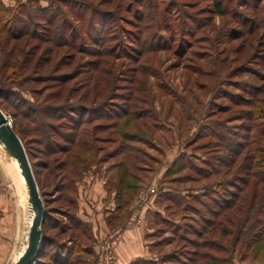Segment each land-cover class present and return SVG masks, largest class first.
<instances>
[{
    "label": "rangeland",
    "instance_id": "obj_1",
    "mask_svg": "<svg viewBox=\"0 0 264 264\" xmlns=\"http://www.w3.org/2000/svg\"><path fill=\"white\" fill-rule=\"evenodd\" d=\"M222 2L223 15L213 0H13L9 6L0 0L34 14L20 17V25L39 35L0 38V83L15 62L24 79L32 78L20 82V96L3 94L10 101L0 98V108L13 129L17 124L44 207L59 221L56 229L46 225V232L85 239L79 232L60 233L61 225L71 223L60 211L69 207L61 197L76 195L77 180L71 173L63 181L72 169L62 171L61 163L69 159L83 171L85 160L92 163L86 175L98 174L106 188L116 183V200L125 189L138 210L156 197L147 214V240L159 264H187L197 252L208 257H197L195 264L264 263V229L258 228L264 186L256 178L244 184L249 162L251 172L264 175V168H254L264 165V0ZM50 15L62 30L65 24L64 41L56 40L64 48L50 42L58 36L49 33L57 29L46 21ZM51 76H66L67 82ZM20 100L39 108L83 104L102 110L87 115L94 122L78 131L70 154H49L34 135L35 124L23 117L27 110L19 108ZM126 111L128 116L117 118ZM56 115L49 121L67 132L66 112ZM229 141L234 148L228 150ZM123 146L133 147L137 158L130 161ZM10 158L0 146V190L7 198L0 218L11 211L10 200L18 199L27 205L29 229L28 196L18 178L5 173ZM63 182L66 188L56 193ZM94 259L85 256L79 264ZM42 264H51L49 258Z\"/></svg>",
    "mask_w": 264,
    "mask_h": 264
},
{
    "label": "trees",
    "instance_id": "obj_2",
    "mask_svg": "<svg viewBox=\"0 0 264 264\" xmlns=\"http://www.w3.org/2000/svg\"><path fill=\"white\" fill-rule=\"evenodd\" d=\"M214 6L216 7V12L220 15L224 14V6H223V2L222 0H213ZM52 7H55V3L51 2ZM31 11L32 9H34V7H30ZM54 9V8H53ZM39 12H48L49 10H38ZM59 16L61 17V12L58 13ZM26 17V18H33L34 19V14H27L24 11H21L19 8H9V7H5L4 5L0 4V38L1 37H5V39L7 38H11L14 40H19L22 38H32L34 36H39L37 34V32L34 31H30L27 30L25 28V26L22 24L20 25L21 21H20V17ZM47 22L52 23L53 25H55L57 27V29L54 31H49V33H51L52 37L57 36V38H54V41L50 42L55 46V48H64V46H66L65 44H61L59 42H57L56 40H58V38L63 37L62 41H64L65 36L63 35V31L65 30V24L63 23L62 28L59 26L60 24L57 23L56 19H54V17L52 15L47 16L46 18ZM61 29V31H60ZM53 40V39H52ZM0 45H1V39H0ZM76 49V48H75ZM6 77L4 78L3 82L0 83V98L5 99L7 102L10 101L9 95H12L14 98L20 96V93L17 92L16 88L20 86V82L22 83L23 80L25 81H31L32 78L30 76L25 77L24 79V74H23V67L21 66V64H19L18 62L12 63L9 67V69L6 70L5 72ZM67 76V75H66ZM53 77L51 76L50 79L52 78H57L58 83H63V82H67V77ZM39 80H43L42 78H40ZM19 83V84H18ZM9 94V95H5L6 97H3V94ZM11 103L12 104H17L16 101H14V99H11ZM11 104V105H12ZM27 103L23 104L22 100L18 101V106L20 108L23 107L27 110L26 113H22L23 117H25L26 119H29L31 122H33L35 124V134L36 136L39 137V139L41 140V142L45 143V148H46V152L51 154H55V153H63V154H70L72 151V148H74L75 144L77 143L78 137H79V132L81 130V128L84 125L87 124H91L93 121V118L90 116L87 117L88 114H94L95 112L102 110L100 106L98 107H88L86 105L83 104H78V105H71V104H66V105H60L57 107H44V108H39V107H32L31 105L26 106ZM13 106V105H12ZM18 106L14 107L13 109H15L17 111V113L19 114V109ZM1 109V108H0ZM24 109V110H25ZM3 111V110H2ZM22 112V111H21ZM64 112H66V117L68 119V122L66 124V128H67V132L64 131L62 129V131L60 130L59 133V128H57L54 123L51 121H49V119L53 118L52 115L58 114L56 115V119H59L61 116L60 114H64ZM127 113H124L120 116H117L118 119L122 118V117H126L129 115L128 111H126ZM21 114V113H20ZM109 116H112V114H108ZM141 116L137 117V120L141 119ZM16 127L17 124L15 123L14 126V130L16 132ZM101 128V127H100ZM51 132H53L54 135L51 134ZM17 133V132H16ZM54 137H58L60 140L64 141V143H61L60 141H55L54 144L51 141V138ZM230 142V141H229ZM124 147V149H123ZM121 150H126V156L127 158L132 161L134 158H137V156L135 157L134 154V150L133 147H129V146H123ZM228 150L230 148H234V144L230 142L229 147H227ZM132 149V150H131ZM133 151V152H132ZM237 152V151H235ZM81 160V159H79ZM72 162V161H71ZM69 159H66L65 161H63L62 164V171H67L66 169H69V173L68 175L65 174V176L63 177V181L65 182L67 177L70 178V174L72 173V175L76 176L77 180L75 181V188H74V193L76 192V195L74 197H61L66 205H68V209L67 211L64 209H61V213L65 216L68 217L71 221L70 224H63L60 226V233L61 234H66L69 233V231L71 232H79V234H81V236L83 235L85 239L79 240L76 239L74 237H68L66 240L63 239H59L58 237L52 236L51 234H49L48 232H46L44 230V227L50 226L53 229H56V227L58 228L59 225V221L57 219H54V217L50 216L51 211H49L48 209L45 208V213H46V217H45V221L43 224V240H42V245L39 251V254L36 258V260L34 261L33 264H42L43 260L45 261V259L49 258L50 263L51 264H79L80 261H84L83 258L86 256L87 258H91L94 259L96 257L95 252L93 251V245H94V235L92 233V230L90 228V226L87 223H84L77 215L78 210H79V206H78V183L82 180V178L86 175V169L92 167V163H87L85 160H82L81 164L82 166H84V170H79V169H75L74 165L75 163H71ZM78 164V162L76 163ZM80 164H78L79 166ZM44 166V165H43ZM46 169H48V165L44 166ZM253 167L252 163L249 162L247 164V174H248V178L246 180H244V184L250 185L251 183V179L256 178L257 179V183L259 185H263L264 186V175L258 174L257 172H251L249 169H251ZM134 168V166H133ZM136 168V167H135ZM254 168H264V165H254ZM253 168V169H254ZM137 169V168H136ZM134 170V169H133ZM75 172V173H74ZM74 173V174H73ZM251 173V174H250ZM125 176H129V171L125 170L124 173ZM62 183L61 185H58L55 188V192L59 193L60 191L64 190V186H66L65 183ZM120 184L124 183V179L121 178L119 180ZM109 193H114V191H116V183H113L110 185V187L107 188ZM122 193H124L123 195L121 194L118 199L116 200L117 202V212L119 213L120 216H125L126 212L129 209V206L131 205V203L133 202L132 200V196L128 193H126L125 189H122ZM52 194V193H51ZM126 194V195H125ZM125 195V199H122V196ZM121 199V200H120ZM229 207V206H228ZM230 208V207H229ZM56 209H53V211H55ZM64 210V211H63ZM52 211V212H53ZM119 216V218H120ZM117 218V221H121V219ZM258 228H263L264 229V220H260V223L258 224ZM260 235L264 236V230L261 231L259 233ZM203 253V252H202ZM197 257H199L200 259H207L208 254L204 253V254H200V253H194L193 256L189 259L190 263L187 264H195ZM94 264H95V259H94ZM264 264V263H262Z\"/></svg>",
    "mask_w": 264,
    "mask_h": 264
},
{
    "label": "crops",
    "instance_id": "obj_3",
    "mask_svg": "<svg viewBox=\"0 0 264 264\" xmlns=\"http://www.w3.org/2000/svg\"><path fill=\"white\" fill-rule=\"evenodd\" d=\"M6 6L13 0H1ZM98 174L85 175L78 183V217L87 223L94 235L93 251L96 256L101 252L102 245L107 241H115L114 264H159L160 260L148 242L149 228L147 214L150 204L145 200L137 210L134 199L129 206L128 216H120L117 212V202L114 194L109 193L105 183L101 184ZM28 196V193L26 194ZM6 201L5 191L0 190V203ZM11 211H3L4 218L0 224L4 225V232L0 230V260L9 264L14 263L27 247L29 229H27V205L15 199L9 202ZM120 216V218H119ZM117 218L122 224L116 227Z\"/></svg>",
    "mask_w": 264,
    "mask_h": 264
},
{
    "label": "water",
    "instance_id": "obj_4",
    "mask_svg": "<svg viewBox=\"0 0 264 264\" xmlns=\"http://www.w3.org/2000/svg\"><path fill=\"white\" fill-rule=\"evenodd\" d=\"M0 146L6 153L18 161L21 174L28 189V204L32 212L27 247L23 254L12 264H33L36 260L43 240V224L46 213L35 176L18 135L15 133L9 117L0 109Z\"/></svg>",
    "mask_w": 264,
    "mask_h": 264
},
{
    "label": "bare ground",
    "instance_id": "obj_5",
    "mask_svg": "<svg viewBox=\"0 0 264 264\" xmlns=\"http://www.w3.org/2000/svg\"><path fill=\"white\" fill-rule=\"evenodd\" d=\"M4 169L6 171L5 173L11 176L15 175L14 177L18 178L19 183H20L19 186H20L21 192H23V194H27L28 190H27L26 182H25L24 177L21 174V169H20L18 161L10 158L8 163L4 164Z\"/></svg>",
    "mask_w": 264,
    "mask_h": 264
},
{
    "label": "built area",
    "instance_id": "obj_6",
    "mask_svg": "<svg viewBox=\"0 0 264 264\" xmlns=\"http://www.w3.org/2000/svg\"><path fill=\"white\" fill-rule=\"evenodd\" d=\"M114 247L115 241H107L101 247V256L98 264H113L114 263Z\"/></svg>",
    "mask_w": 264,
    "mask_h": 264
}]
</instances>
